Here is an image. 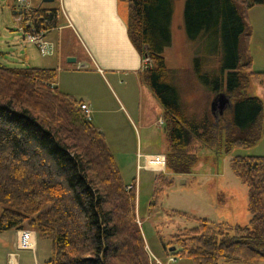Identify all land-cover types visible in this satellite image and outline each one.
<instances>
[{
  "label": "trees",
  "instance_id": "obj_1",
  "mask_svg": "<svg viewBox=\"0 0 264 264\" xmlns=\"http://www.w3.org/2000/svg\"><path fill=\"white\" fill-rule=\"evenodd\" d=\"M120 1L127 5L130 42L151 62L138 78L163 106L166 172L190 173L196 159L188 151L191 138L211 145L224 133L225 153L255 145L264 102L247 88L264 72L251 70L245 43L248 12L264 0H184L188 36L213 31L222 49L212 95L225 93L231 107L216 118L204 104L198 112L179 105L172 71L164 63L178 0ZM19 16L22 25L30 24L26 31L52 30L64 21L59 6L31 7ZM57 73L54 67L0 65V233L29 228L49 239L44 264H155L138 224L136 191L126 189L104 135L86 118L81 101L55 86ZM229 166L246 187L248 223H212L176 211L196 225L161 241L168 255L192 264L264 261V155H235ZM155 180L153 197L172 185L161 173Z\"/></svg>",
  "mask_w": 264,
  "mask_h": 264
},
{
  "label": "rangeland",
  "instance_id": "obj_2",
  "mask_svg": "<svg viewBox=\"0 0 264 264\" xmlns=\"http://www.w3.org/2000/svg\"><path fill=\"white\" fill-rule=\"evenodd\" d=\"M8 2L11 0H0V52H3L0 54V63L7 67L58 66L61 90L76 100L90 102V120L103 131L124 183H137V220L153 263L192 264L187 259L168 255L163 249V243L167 242L171 234L178 229L196 225L195 221L176 214V211L212 223L240 226L248 223L247 190L233 175L229 160L235 155H264V138L251 147H235L229 153L223 151L224 134L211 145L191 138L188 151L196 159L190 173L168 174L165 168L164 175L172 181V185L163 187L161 194L153 197L152 191L159 185L155 177L160 173L139 169L138 165H143L145 154L165 155L169 151L161 122L163 106L158 99L137 76H111L106 73V78H99L82 67L85 64L81 61H62L57 65L55 57H42L32 44L24 46L25 43L20 41L22 34L12 22V8L7 7L10 4ZM169 29L171 41L164 48L163 57L165 66L172 71L178 103L184 109H191V112L200 111L204 104L205 110L209 111L214 97L212 88L222 57L219 39L213 31L194 38L188 36L184 24V0L174 4ZM259 31L261 33L264 28ZM258 40L259 44L254 46L250 55L253 71L264 68V40L259 36ZM6 42H15V45L7 46ZM17 53L20 58L14 56ZM24 55L30 58L31 65L20 61ZM261 80L260 77L252 78L247 94L257 96L264 102ZM139 154L142 157L139 158ZM156 162L162 165L159 160ZM14 237V231L0 233V264L6 261L5 250L15 252L20 264H44L50 258L49 239L37 236L38 250L33 253L32 250H16L12 246ZM218 264H264V261L248 263L220 260Z\"/></svg>",
  "mask_w": 264,
  "mask_h": 264
},
{
  "label": "crops",
  "instance_id": "obj_3",
  "mask_svg": "<svg viewBox=\"0 0 264 264\" xmlns=\"http://www.w3.org/2000/svg\"><path fill=\"white\" fill-rule=\"evenodd\" d=\"M25 1L30 7L52 8L59 6L63 11L64 21L60 25V29L50 31L47 36L55 47L54 55L48 57H55L57 65H60L62 61L65 63H74L67 60L73 57L75 58V62H83L88 66L86 68L84 65L85 69H89L90 72L96 74L99 78H106V73H109L111 76L131 74L138 77V72L142 67V57L130 42L127 34L126 3L120 0H54L50 3H43L41 0ZM8 3L10 4H7V7L12 8V22L18 29L19 19L18 16L13 13V8L16 10L18 3L16 0H11V2ZM248 17L250 22V36L245 46L250 56L252 49L255 48L254 46L259 44L258 36L262 37L264 40V31L261 33L259 31L258 33V29L262 30V28H264V6H257L249 10ZM65 19L69 21L71 26L66 25ZM20 41L24 44L22 42V36ZM1 42L3 44L4 41L1 40ZM6 44L7 46L15 45V42H6ZM24 46H26V44H24ZM0 54H3V52H0ZM14 56L19 57L18 53L14 54ZM8 58L10 57L8 56ZM20 61L25 63V65H31L30 58L27 55H24ZM7 62H9V60ZM0 65L3 66L1 63ZM49 67L59 69V67L55 65ZM261 69L262 70H257V72H264V68ZM58 77L59 74L57 73L55 86L60 88L62 86ZM260 79H263V81L261 80L260 82L264 85V78L260 77ZM80 101L90 107V102L83 99H80ZM260 125L263 130L261 138L257 143L264 138V107ZM97 129L103 134L101 128L97 127ZM155 155L145 154L143 157ZM138 156L139 158L142 157L141 154ZM159 162L161 163L160 160ZM10 231L15 232L12 246L16 249L15 240L17 230L11 229L4 233ZM37 250V235L35 233V250L33 253L37 252ZM5 258L6 261L4 264H20L18 262V255L15 252L5 250Z\"/></svg>",
  "mask_w": 264,
  "mask_h": 264
},
{
  "label": "built area",
  "instance_id": "obj_4",
  "mask_svg": "<svg viewBox=\"0 0 264 264\" xmlns=\"http://www.w3.org/2000/svg\"><path fill=\"white\" fill-rule=\"evenodd\" d=\"M18 3L17 9L21 10H27L29 8H31L28 3H26L25 0H16ZM60 12L63 14V11L60 8ZM19 19V31L22 34V41L25 44H32L35 46V48L37 49L38 53L42 56V57H47V56H52L55 53V47L53 45V43L47 38L48 34L50 31L55 30V29H60V26L57 28H54L52 30H40V31H36L33 28H31L30 30H24V26H28L30 24H28L26 22L25 25H22L21 23V17L18 16ZM66 20V25L67 26H71V24L69 23V21L67 19ZM142 67L146 68L148 66H150V61L147 57H142ZM82 67H84L82 65ZM80 109L83 111V113L85 114L86 118L90 120V114L91 111L89 109V107L85 104V103H81L80 104ZM149 158H156V161L160 160L162 163V167L160 168V164L158 163L157 167H154L152 165H150V161ZM165 156L164 155H155V156H144L143 157V165L140 166L138 165L139 169H146V170H150V171H154V172H159L164 174L165 173ZM136 181H134V184H129L126 186V189H131L134 188V190L136 191ZM139 224V222H138ZM15 247L18 250H32L34 251L35 249V232L29 228H24L21 230H17L16 232V240H15ZM157 261V260H156ZM158 262V261H157ZM160 264V263H159Z\"/></svg>",
  "mask_w": 264,
  "mask_h": 264
},
{
  "label": "water",
  "instance_id": "obj_5",
  "mask_svg": "<svg viewBox=\"0 0 264 264\" xmlns=\"http://www.w3.org/2000/svg\"><path fill=\"white\" fill-rule=\"evenodd\" d=\"M43 3H50L54 0H41ZM15 15H21L25 13L24 9L14 10ZM69 62H75V58L71 57L67 59ZM231 107V99L223 92L216 94L210 102L209 109L211 115L216 118L218 115H222L224 111ZM170 251L174 250V247L169 248Z\"/></svg>",
  "mask_w": 264,
  "mask_h": 264
},
{
  "label": "bare ground",
  "instance_id": "obj_6",
  "mask_svg": "<svg viewBox=\"0 0 264 264\" xmlns=\"http://www.w3.org/2000/svg\"><path fill=\"white\" fill-rule=\"evenodd\" d=\"M153 160H156V158H149L150 165H152V166H154V167H157L158 164H156V163H158V162L153 161ZM161 167H162V165H160V168H161Z\"/></svg>",
  "mask_w": 264,
  "mask_h": 264
}]
</instances>
